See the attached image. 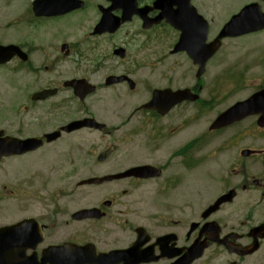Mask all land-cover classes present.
Wrapping results in <instances>:
<instances>
[{
	"label": "flooded vegetation",
	"instance_id": "obj_1",
	"mask_svg": "<svg viewBox=\"0 0 264 264\" xmlns=\"http://www.w3.org/2000/svg\"><path fill=\"white\" fill-rule=\"evenodd\" d=\"M20 2L22 24L17 25L22 28L10 31V45L21 48L25 38L33 37V46L21 48L27 59L10 60V90L22 104L19 110L8 105L0 120L9 124L17 113L18 122L12 123L22 124L18 138L40 139L35 152L48 149L39 174L31 172L26 180L23 168H10V211L30 201L39 206L38 214L18 221L38 223L36 237L42 239L34 255L39 259L52 246L87 247L95 250L88 264H128L120 257H98L134 247L131 264H264V128L250 117L216 131L202 125L192 135L204 101L157 110L159 103H151L155 92L196 88L189 84L187 60L174 62L184 55L171 53L174 31L150 20L157 16L151 10L154 0L135 2L133 15L114 31L108 28L125 11L112 0ZM103 16L111 20L108 25H99ZM170 37V47L160 50ZM145 53L144 60L155 64L142 63ZM43 93V99H35ZM87 120L97 126L82 123ZM72 123L81 125L71 132L63 129ZM27 125L36 133H24ZM53 133L58 137L46 142ZM79 135L102 143L100 150L85 153L88 160L81 167L105 178L75 184L84 192L81 209L71 198L77 193L54 182L62 158L77 161L82 153ZM69 138L71 150L69 144L54 148ZM85 210L83 220L74 219ZM55 236L60 241H48ZM198 249L199 257L190 263Z\"/></svg>",
	"mask_w": 264,
	"mask_h": 264
},
{
	"label": "rangeland",
	"instance_id": "obj_2",
	"mask_svg": "<svg viewBox=\"0 0 264 264\" xmlns=\"http://www.w3.org/2000/svg\"><path fill=\"white\" fill-rule=\"evenodd\" d=\"M250 2L260 3L259 0H199L197 6L203 13L205 18L208 21L210 20L212 22V25L214 24V26L216 25V27H219L220 24L223 25L225 22H227L231 15L237 13L242 6ZM260 6L262 7V11L264 12V4L260 3ZM10 14L12 13H9V15ZM3 16L4 13H0V18ZM8 28L10 29V25L8 26ZM171 39L172 37L168 39V44H164V46L160 47L159 49L161 50L165 48V46L166 48H168V46L171 45ZM33 40V37L29 39L31 48L33 46ZM146 55H148V53H145L144 55H141V57H139V59L142 60V63L155 64L154 62L145 61L144 58L146 57ZM175 60L174 62H178ZM215 61L218 64L216 66H214ZM140 62L141 61H139V63ZM147 72L148 71H145V74ZM216 81L217 83H220L221 87V89L218 91L213 90L216 86ZM195 82V76L193 74V71H191L189 82L190 86L194 85ZM200 82V85L202 86L201 96L204 97V99H206V96H208L209 93L212 94L213 91L214 93L222 92L223 94L222 98H220L219 101L212 103V106L208 108V110L206 111V116L197 118L196 123L199 126L195 127L192 125V135L197 131L198 128L200 129L202 125V128H204L205 125L210 123L217 114L233 105L236 101L250 96V94L253 93L256 88L263 86L264 32L242 37L239 39L224 40L219 55L212 62V64L207 67V73L204 74ZM2 86L5 93L7 95H10V110L16 107L17 110H19L22 103L18 104L19 102L16 97H13L12 91L8 90V87L6 85ZM2 100L3 96L0 95V111L7 106ZM15 114L16 118L10 116V127H7L8 131L4 128L7 123L0 120V128H4L8 134L13 136L19 135L20 128L22 126V124L17 125L15 123H12L13 121L18 122L16 119L19 116H17V113ZM32 128L33 127L30 125L25 126L24 133H32ZM79 136L78 139L81 142V144L79 145V150L82 153H80L77 161L62 158V167L59 168V170L55 174L54 182L62 183L65 190L69 193L76 192L77 194H74L71 198L77 201L78 209H81L86 205L84 200V192L81 188L75 190V184L88 178L102 176V174L95 173L96 171L90 173L86 172V170L81 167V163L82 161L88 160V157L85 155V153H87V155H90L92 151L100 150L102 143H100L96 137L86 138L82 135ZM73 143L74 141H72V138H69L68 141H64L61 139L56 143V146L54 148L56 149L57 147L61 150L65 146V144H69V148L71 150ZM63 149H65V147ZM65 154L62 153L61 155ZM47 155L48 149L45 148L34 153H29L19 160H7L0 164V190L2 189V186L3 188H5V190L3 189L0 192V226L10 225V223L19 221L23 216L39 213L38 204L33 206L32 203L35 202L31 201L15 208V213L10 212V208H12V203L10 202V168H23L25 170L27 180V178L31 176V172H39L34 171L32 167H39L40 161L47 159ZM71 164L74 165L73 170ZM5 167L6 170H4ZM196 179L198 182V174L196 176ZM26 204H28L27 208H30L29 213L24 212V207ZM48 241L57 242L60 240L59 237L55 236L48 239Z\"/></svg>",
	"mask_w": 264,
	"mask_h": 264
},
{
	"label": "water",
	"instance_id": "obj_3",
	"mask_svg": "<svg viewBox=\"0 0 264 264\" xmlns=\"http://www.w3.org/2000/svg\"><path fill=\"white\" fill-rule=\"evenodd\" d=\"M190 0H158L154 7L158 8L161 13L159 15V19L165 18L169 21H178V19L183 15V10L186 9V12L190 14H194V10L189 6ZM264 1V0H263ZM175 5L179 8L176 12L171 10V6ZM78 4L76 7H79ZM190 10V11H188ZM127 18H123L121 21H125ZM167 20V21H168ZM108 21V20H107ZM106 20L105 24H108ZM113 24L114 27L117 26ZM258 26V27H257ZM264 27V16L260 13V8L256 4L249 5L245 7L241 13L237 16L231 18L228 24L224 27L223 31L219 35V38H223L226 36L236 37L242 35L246 32H249L252 29H258ZM114 28H112L113 30ZM178 29L181 31L180 40L175 47L174 52L178 51H188L191 57L194 60V63L199 65V70L197 72V78L202 75L204 71L205 62L214 54L216 49L219 46V41L216 40L213 44L206 46L205 39L207 34V26L205 23H198L194 26V31H186L187 27L184 23H181L178 26ZM111 30V31H112ZM196 33V37H187ZM0 52L3 57H6L9 53V47H0ZM47 94H41L38 99L43 98ZM167 100H172L171 105L173 103L181 102L184 100L195 101L197 99L196 96L190 94L188 91L171 93V95L166 97ZM165 99V100H166ZM153 102V101H152ZM260 114L261 117L259 119L258 124L260 126L264 125V90L252 95L249 99L242 103H237L234 106L230 107L224 113L220 114L214 123L212 124L213 129L226 127L234 122L240 121L241 119L249 116V115ZM70 126H76V124H72ZM70 126L65 130H70ZM78 127V126H76ZM73 129V128H72ZM56 134H52L48 136V141L55 139ZM41 145V140L30 139L26 141H19L12 138H7L4 140H0V152L5 151L6 156L23 154L28 151H33ZM103 179H92L89 180L88 183H98L102 182ZM24 223L10 227V230H4V240L0 243V264H16L13 260H10V255L7 252L11 247L14 249L20 244L29 243L33 236L27 231H23ZM73 257H86V252L83 248L73 249ZM84 263V262H80ZM77 264V263H76Z\"/></svg>",
	"mask_w": 264,
	"mask_h": 264
}]
</instances>
